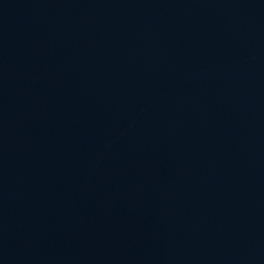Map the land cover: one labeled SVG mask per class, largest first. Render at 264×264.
<instances>
[{
    "label": "water",
    "instance_id": "1",
    "mask_svg": "<svg viewBox=\"0 0 264 264\" xmlns=\"http://www.w3.org/2000/svg\"><path fill=\"white\" fill-rule=\"evenodd\" d=\"M0 264H264V0H0Z\"/></svg>",
    "mask_w": 264,
    "mask_h": 264
}]
</instances>
